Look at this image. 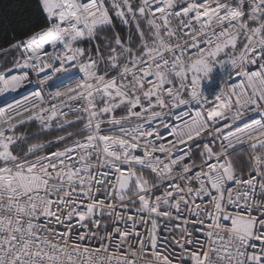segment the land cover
<instances>
[{
  "label": "snow or ice",
  "instance_id": "1",
  "mask_svg": "<svg viewBox=\"0 0 264 264\" xmlns=\"http://www.w3.org/2000/svg\"><path fill=\"white\" fill-rule=\"evenodd\" d=\"M18 7L0 264H264V0Z\"/></svg>",
  "mask_w": 264,
  "mask_h": 264
},
{
  "label": "trees",
  "instance_id": "2",
  "mask_svg": "<svg viewBox=\"0 0 264 264\" xmlns=\"http://www.w3.org/2000/svg\"><path fill=\"white\" fill-rule=\"evenodd\" d=\"M24 2L25 0H0V45H3L8 29H11L12 34L17 33L18 26L14 22L20 18L18 6ZM2 62L3 58H0V63Z\"/></svg>",
  "mask_w": 264,
  "mask_h": 264
},
{
  "label": "built area",
  "instance_id": "3",
  "mask_svg": "<svg viewBox=\"0 0 264 264\" xmlns=\"http://www.w3.org/2000/svg\"><path fill=\"white\" fill-rule=\"evenodd\" d=\"M252 69L255 70V66H252ZM235 82H236V83H239V80L237 79ZM31 87H33V86H29V87L26 88V89H21V93H23V94H29V89H30ZM218 87H219V85L214 86V87H211L207 92H210V93H211V92H214L215 90H217ZM13 97H15L16 99H22V98H23V96L20 95V94H17V93H10V94H8L7 96H5L4 99L11 100ZM4 99H1V100H0V104L3 103V100H4ZM164 134L167 135V133H164Z\"/></svg>",
  "mask_w": 264,
  "mask_h": 264
},
{
  "label": "rangeland",
  "instance_id": "4",
  "mask_svg": "<svg viewBox=\"0 0 264 264\" xmlns=\"http://www.w3.org/2000/svg\"><path fill=\"white\" fill-rule=\"evenodd\" d=\"M223 76V73L219 70L215 71L212 74V80L210 82H205V90L208 91L211 87L217 86L221 82V78ZM5 96H0V100L4 99Z\"/></svg>",
  "mask_w": 264,
  "mask_h": 264
}]
</instances>
